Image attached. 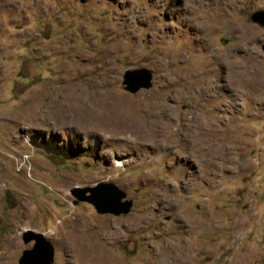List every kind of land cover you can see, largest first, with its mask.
<instances>
[{"label":"rangeland","instance_id":"1","mask_svg":"<svg viewBox=\"0 0 264 264\" xmlns=\"http://www.w3.org/2000/svg\"><path fill=\"white\" fill-rule=\"evenodd\" d=\"M261 10L0 0V264L33 249L28 232L52 245V264H264ZM139 69L152 87L131 94L123 77ZM50 138L85 152L52 160ZM102 183L125 192L129 214L73 196Z\"/></svg>","mask_w":264,"mask_h":264},{"label":"water","instance_id":"2","mask_svg":"<svg viewBox=\"0 0 264 264\" xmlns=\"http://www.w3.org/2000/svg\"><path fill=\"white\" fill-rule=\"evenodd\" d=\"M254 24L264 27V11H258L251 16ZM264 52V44L262 46ZM153 75L146 69L127 71L123 77L125 90L135 94L140 90H149L152 87ZM90 193V195H86ZM73 196L79 202L91 204L101 215L121 216L130 213L132 202L127 201V195L113 183L99 184L94 188L73 191ZM35 240L32 250L24 251L19 264H52L54 262V249L41 234L28 232L24 242Z\"/></svg>","mask_w":264,"mask_h":264},{"label":"trees","instance_id":"3","mask_svg":"<svg viewBox=\"0 0 264 264\" xmlns=\"http://www.w3.org/2000/svg\"><path fill=\"white\" fill-rule=\"evenodd\" d=\"M33 145H37V138L33 137ZM41 147L47 151H49L51 154L50 158L52 160H58L61 162H65L71 158L78 157L80 155H83L85 152L84 148L81 146H77L76 143L71 144L70 142L67 144L59 145L58 142L52 138L50 140H42V143L40 144ZM57 151H60L61 154H58ZM57 153L59 156L52 154Z\"/></svg>","mask_w":264,"mask_h":264},{"label":"bare ground","instance_id":"4","mask_svg":"<svg viewBox=\"0 0 264 264\" xmlns=\"http://www.w3.org/2000/svg\"><path fill=\"white\" fill-rule=\"evenodd\" d=\"M149 110V109H148ZM136 116H139V117H141V120L143 121V122H146L147 121V118H148V116H145V115H143L142 114V112H141V109L140 108H135V109H130V117H136ZM113 119V117H109V118H107L106 120V122L107 123H110V121ZM119 119V118H118ZM120 120V119H119ZM124 121V123H125V121L126 120H123ZM120 122V121H119ZM120 124H122V123H120ZM130 129V130H132V131H136L137 133L139 132V133H143V131H142V129H138V130H134V127L133 126H129V125H127V124H124L123 125V127H122V130H125V129ZM135 143V142H134ZM84 256H82V258H83ZM88 258V257H87ZM94 259V258H93ZM89 260V259H88ZM91 260V259H90ZM97 261H98V259H96ZM83 261V260H82ZM86 262V261H85ZM89 262V261H88ZM91 263V262H90ZM104 263V262H103ZM102 263V264H103Z\"/></svg>","mask_w":264,"mask_h":264}]
</instances>
